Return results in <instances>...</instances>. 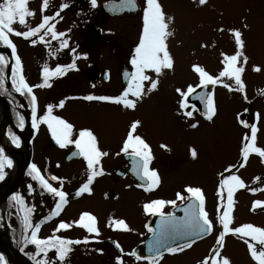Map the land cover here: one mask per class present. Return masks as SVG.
Wrapping results in <instances>:
<instances>
[{
  "label": "rangeland",
  "instance_id": "rangeland-1",
  "mask_svg": "<svg viewBox=\"0 0 264 264\" xmlns=\"http://www.w3.org/2000/svg\"><path fill=\"white\" fill-rule=\"evenodd\" d=\"M40 3L41 0H29L27 7L34 12V15L26 17L28 27H37L39 15L42 14ZM179 9L182 10L180 16L172 11L165 16V22L168 24L167 31L170 33L165 43L175 61L174 67L162 70L159 76L153 70H146V75L150 77V80H158V86L155 90L148 91L150 80H146L143 84L144 94L132 111L112 101L84 99H82L84 103L72 101L74 89L82 93L90 89L84 80L86 77H78L77 87L76 83L71 82L74 74L52 76L48 81L50 86L44 85L42 71L45 64L54 71L56 64L64 59L67 49L72 47L73 52L86 51L90 48L89 41L97 42L94 40L96 34L88 38L89 41L83 37L86 27L80 18H76L73 14L75 12H71L72 15L67 18L63 30L60 31L65 33L63 38L68 40L64 48H60L59 40L52 39L51 34L45 36V41L48 43L40 41L38 34L28 39L23 37L15 39L27 67V76L32 82L44 85L38 90L40 117L46 115L47 105L52 104V115L59 116L73 125L70 140L75 141L80 130L90 129L97 138L100 151L107 153L99 160V168L104 174L94 178L90 185L92 189L90 193L85 192L77 196L76 192L87 180V162L82 159L66 164L64 152L69 151L75 144L66 143L64 150L53 146L51 144L54 137L52 129L46 122H41L39 119L40 133L33 144L34 159L42 169L51 171L60 178L71 194L61 216L42 229L46 237L56 234L61 221L72 223L79 220L83 212L89 210L96 218L98 232L107 227L109 230L116 227L125 233V238L133 244H128L124 248L121 261L123 264H135L131 256L132 248L148 233V217L151 213L145 211L146 203L156 200L158 196L164 198L165 201H177V193L182 187L198 186L203 189L206 196L208 218L217 223V218L222 212L221 204L227 193L226 188H220L221 180L226 178L228 164L238 163L245 143L244 137L246 134L249 136L247 123L254 118H258L255 120L258 126L255 144L261 147L264 145V0H206L203 5L199 3V0H185L183 7L180 6ZM84 15L85 12L81 11L83 21ZM99 21L94 16H91L89 21L86 20L89 31L85 36L93 34L95 28L97 32V28L100 27ZM13 27L17 31L28 30L27 27L16 22ZM235 30L241 33V39L244 42L242 48L236 44ZM117 33L119 35V32ZM118 35H115L114 41L124 46L123 54H126L130 35L128 37L123 34L120 37ZM172 38L180 40L175 47L172 44ZM31 39H36L37 43L31 44ZM107 43L108 41L106 44H99V54L89 56L88 59L82 60L81 64L84 67L87 61L92 60L101 67L110 66L115 77L110 84L101 89L112 90L119 86L121 69L113 50L115 44ZM96 47L97 45L94 44L92 48L96 49ZM238 51L240 56L237 58L236 66L244 69L241 73L245 86L242 91L238 90L233 78L219 77V73L226 67L224 56L235 55ZM68 59L65 62H68ZM193 65H199L210 75L219 77V82L216 84H208L216 88V114L209 121L193 118V115L190 119L184 114L182 120L179 117L180 112L184 111L181 104L185 97H182L177 89L187 92L190 85L194 90L201 86L200 74L194 71ZM254 66H258L260 70L254 71ZM10 75V69L6 68L5 78L7 81L9 79L13 87ZM258 94H261L260 97L263 99L259 98ZM4 95L9 97L12 117L17 111L27 114L23 101L17 100L11 93ZM107 96L113 97V95ZM61 100L65 101L62 107L59 106ZM3 108L5 112V107ZM13 120H15L14 117ZM134 120L141 121L135 134L140 135L149 144L153 157L151 166L159 172L160 176V185L152 192L151 198H146L145 201L140 198L142 194L138 193L139 190L130 191V188L122 190L124 181L116 180L117 178L111 175L115 165L118 164L116 163L118 153L127 137L128 126ZM193 124L197 126L192 127ZM6 134V136L3 135L0 117V141L7 150L6 155L12 159L14 165L17 157L10 153V150H20L22 145L20 143L16 146L12 143L9 127ZM193 149L196 151L195 157L191 154ZM21 152H25L24 148ZM258 164L259 158L251 155L249 163L239 173V177L250 182L252 179L250 171ZM8 170L9 168L6 167L5 178ZM221 170L224 175L220 173ZM5 178L0 180V184ZM24 182L26 184L21 186L20 194L26 205L32 209L28 215L32 224H35L36 220L42 219V208L48 207L49 203L46 202V197L44 198L45 204L41 201L43 195L39 192L38 183L32 176L28 174ZM29 185H31V190ZM258 197L260 194L257 191L253 192L248 188L234 190L230 229L244 224L263 228L264 214L253 210V203ZM167 205L165 204L163 209ZM15 206V202L10 198L7 206L0 210V231L8 234L12 240H14L13 233L16 239H19L24 236V231L26 232L23 223L24 212ZM120 219L126 222L127 229L115 225V220ZM74 229L75 224L67 230L74 231ZM218 235L219 232L216 229L213 235L193 243L190 248H185L182 252L175 254H166L162 264L202 262L215 248ZM127 239L124 240L128 242ZM252 239L241 233L229 231L225 235L220 257L216 259L228 257L230 264H259L252 257L247 246L248 241ZM24 252L33 259L36 247L25 246ZM65 263L95 264L87 257L79 256V252H75V255H72Z\"/></svg>",
  "mask_w": 264,
  "mask_h": 264
},
{
  "label": "snow or ice",
  "instance_id": "snow-or-ice-1",
  "mask_svg": "<svg viewBox=\"0 0 264 264\" xmlns=\"http://www.w3.org/2000/svg\"><path fill=\"white\" fill-rule=\"evenodd\" d=\"M146 7L143 10V36L139 40L138 45L135 47V54L131 57V64L134 66V72L132 73V82L129 88L125 89L121 95L112 97V96H93L87 95L84 96L83 99L92 101H112L117 104H122L126 108L135 109L137 106V100L142 98L144 94V89L142 86V82L146 80H150V77L146 75V70H153L157 76L164 69H172L174 67L173 57L170 55L169 51L166 47V38L170 33L166 31L168 28V24L165 22V14L162 11V6L158 3V0H145ZM29 0H2L0 2V43L11 48V56L14 58L15 65L12 67V85L17 92H21L24 94H31V101L33 106V127L37 126V118L35 116L36 112V96L32 94V89L34 86H30L25 77L22 74V62L20 57L16 53V46L13 41L9 38L10 34H14L16 36L23 37L28 39L30 37L36 36L41 30L46 28L43 35L39 36L40 41L44 43H48L45 41V36L49 33L51 34L52 39L59 40L60 48H64L68 44V40L65 37V33L57 32L54 28V25H49V21L54 19V16L44 15L42 17V23H40L37 27H28L26 23V17L33 16L34 12L30 11L27 7ZM43 7L49 6L50 0H42ZM90 3L93 7L97 5V0H90ZM201 5L206 3V0H199ZM120 5L122 7H136V0H120ZM67 4H62L61 9L67 7ZM42 7V11H43ZM58 15V13L56 14ZM171 19V18H169ZM14 22L19 23L21 26H25L28 28L26 31H16L13 28ZM236 44L238 47H243V40L241 39V33L239 30L234 31ZM31 44L35 45L37 43L36 39H31ZM74 51V50H73ZM86 55V54H85ZM240 56V52L238 51L235 55H225L224 63L226 67L223 71L219 73V77H229L235 80V84L238 90L244 89V84L241 79V73L244 71L242 67H237L236 62L237 58ZM244 60H247V57H244ZM9 58L5 55L0 54V89L4 88L5 84V73L4 69L8 66ZM75 63L61 66L58 65L55 70H51L47 64L43 66V80L44 85H48V81L52 76H62L64 75V71L66 68H75ZM194 71L200 74V85L207 86L208 84H216L219 82V77H214L210 75L203 67L199 65H193ZM254 71H259L258 66H254ZM44 85H36V87L44 86ZM50 86V85H48ZM158 86V80H150V87L148 91L155 90ZM228 87V85H224ZM194 91L193 87L190 85L188 87L187 92H183L180 89H177V92L181 94L182 97H187ZM134 97V99H130L129 96ZM205 99L206 102V112L205 116L208 120H212L213 116L216 114L215 104L212 100L211 96H208ZM65 103L64 100H61L59 106H63ZM186 100L182 102L181 107H186ZM53 105H47V113L45 116L40 117L41 122H46L50 129H52V134L56 138V142L60 147H65L66 143H74L76 148L79 149L80 154L87 161V169L88 175L85 183L81 185V187L76 192V195L79 196L82 193H90L91 187L90 185L93 183L95 177L103 175V170L99 168V160L101 156H106V152H101L97 145V138L94 135L93 131L90 129H82L79 131V136L75 141L70 140V135L73 129V125L66 120L62 119L59 116L52 115ZM187 116L191 117L192 112L189 111L186 113ZM244 123L243 121H241ZM141 124V121L136 120L133 121L130 125V130L127 133V137L123 142V147L121 151L127 153L130 156L136 158L134 162V171L140 176L141 179L146 180L148 189H151L153 186L159 183V177L156 170L150 169L149 164L153 159L150 151L149 144L140 136L136 135L137 127ZM20 127L24 126V120L21 117L20 119ZM192 127H196V124L191 125ZM251 128V136L249 137L247 134L244 139L249 141L245 143L242 148V156L246 161L250 151H254L259 153L261 157H264V149L255 147L256 133L257 129L255 126H250ZM12 143L16 146L20 144V138L15 134H11ZM162 147H166L163 146ZM131 149V151H129ZM192 156H196V151L192 150ZM13 161L10 157H8L4 149L0 147V180L5 178V168L12 167ZM243 165H241L242 167ZM232 167L226 171H230ZM30 176L34 180H38L41 187L44 188L47 192L53 194L55 197H58V202L55 203V208L52 210L51 215H57L62 205L67 203V193L62 190V188L54 187L48 180L41 174L36 164H31L29 166ZM51 179L53 181L59 180L60 178L56 176H52ZM258 179V178H254ZM142 186V185H138ZM244 182L237 175H229L226 178L221 180L220 188L227 190V202L225 205L224 213L219 217V222L223 226V230L220 231L217 239H216V248L213 257L211 258V264H230V259L228 257H221L219 260L216 257H220V249L224 247V238L225 234L229 231L234 233H241L246 237L253 238L255 243L260 245L259 250L257 247H254L253 243H249L248 247L252 257L259 262V264H264V228H260L254 226L252 224H244L240 227H236L234 229H230L229 224L231 221L230 213L232 211L233 205V192L239 187H243ZM31 190V185H29ZM189 196L187 197L188 203L184 208L185 215L182 218L177 219L172 213H163L161 208L165 204L175 205L176 200H154L150 203H146L144 205V209L146 212H150L152 214L160 213L161 220L158 226V229L149 228V231H152L155 235V239L150 245V248L154 250V255L146 257L145 259H149L152 261V264H157V257L162 256L161 249L166 250L168 253L175 254L177 252H182L185 248H190L193 243H195L194 239H188L183 245L181 244H168L167 241L169 239H173L176 236H195L200 237L204 234L210 233L212 231V221L208 218V213L205 211V198L202 193V190L199 187H187L186 189ZM251 191L255 192L256 189L253 188ZM12 201L15 202V205L24 212L23 215V223L26 228L33 229L31 231V239L29 240L27 237L25 238L26 243H31L35 245L37 251L33 254V259L36 260V264H52V262L47 258V252L49 250L54 249L56 251V258L59 264H63L67 255L70 253L71 245L80 244L82 242L87 243L88 238L85 237L84 241L81 240H71L67 238L61 237H48L46 239H40L37 236V231L40 227L39 224H36L33 228V224L30 221L28 213L32 211L29 208L23 196L20 193H14L11 197ZM177 199L184 201L186 197L181 193H177ZM264 205L262 201H254L253 210L257 206ZM96 218L90 213H82L79 221H74L72 223H66L61 221L58 225V229H70L73 227V224H77L79 226L84 227L89 233H97L98 229L96 227ZM115 225L117 227H123L127 229L128 226L126 222L122 219L115 220ZM158 233V234H157ZM119 247V245H117ZM101 251L102 250H98ZM41 254L44 255V258L37 259V256ZM135 255V253H132ZM138 260L141 257H136ZM120 260V258H117ZM0 264H5V260L3 254H0ZM122 264V261H121ZM200 264H208V259L206 258L204 261L200 262Z\"/></svg>",
  "mask_w": 264,
  "mask_h": 264
},
{
  "label": "flooded vegetation",
  "instance_id": "flooded-vegetation-1",
  "mask_svg": "<svg viewBox=\"0 0 264 264\" xmlns=\"http://www.w3.org/2000/svg\"><path fill=\"white\" fill-rule=\"evenodd\" d=\"M184 2H185V0H158V3L162 6V11L165 14V16L170 11H172L177 16H180L182 14V12H181L182 10H180L179 7L180 6L183 7ZM106 3L113 4V9H110V11H109V9H107L105 6ZM62 4H67L68 6L61 9ZM40 6H41V8L43 7L42 0L40 3ZM145 7H146L145 0H136V7L135 8L122 7L120 5V0H97V5L95 7H93L91 5L90 0H50L49 6L43 7L42 14L39 15L37 26L40 23H42V17L44 15L54 16V19L52 21H49V25H54L55 30L57 32H60L63 30V28L66 24L67 18H70V15H72L71 12H75L73 14H75L76 18H80V20L83 22V24L86 27V31L83 33V37H85L86 40H88V38H90L92 35L96 34V37L94 40H97V42H96L97 44L94 41L91 43L88 40L89 44H90V48L86 51L80 50V51L73 52V48L70 47L69 49H67L65 51L64 59L62 61L58 62V64H56V67H57L58 65L65 66V65L75 63L76 67L75 68H66L64 71V75L70 76L71 74H74V75H72V76H74V79H72L71 82L76 83V87H77V85H78L77 83L79 81L78 77H80V76L86 77V79H84V80H86L87 85L90 89L85 93L84 92L83 93L77 92L76 89H74L73 90V93H74L73 98L74 99L72 101H81L84 103L85 99L83 101H82V99L84 96H87V95H93V96L113 95V97H116V96L121 95L125 89L129 88V86L132 82V73L134 72V66L131 64L130 61H131L132 55L135 54V47L138 45L139 40L143 36V10ZM81 11L85 12L84 21L81 17ZM57 13H58V15H56ZM91 16L97 17L98 21L100 20L99 21L100 27L98 26L99 28H97V32H96V28H95V30L93 31V34H87L85 36V34L89 31V28L86 24V20L89 21ZM108 24H109V26H108ZM47 27H48V25H46V28L44 30H41V32L38 33L37 37H39L40 35H43V33L47 29ZM166 31H167V29H166ZM117 32H119V35ZM98 33H99L100 37H99V35H97ZM122 34L125 37H128L130 35V37H129L130 39L128 41L129 46H128V49L126 50L127 51L126 54H123L125 52L124 46H121V44H119L118 41L117 42L114 41L115 35H118V37H120V36H122ZM106 41H108V43L115 44V45H113V50L115 51L114 53L116 55H118V56L115 55V57L119 61L120 69H121L120 75H119V80H118L119 86L112 89V90L101 89V88L105 87L106 85L110 84L115 77V74H114V72L110 66L101 67V66H99V64H97L96 62H94L92 60L87 61L84 64V67L81 64V61L84 59L85 60L88 59L89 56L99 54L98 45L99 44H106ZM171 41H172V44L174 47L177 46L180 42L179 39H173V38ZM94 44L97 45L96 49L92 48ZM18 55L21 57V60H22L23 66H24L25 76L27 77L29 83L32 86H34L33 93L35 94V96L37 97V100L39 102L40 97L38 95V90L41 89L43 86L36 87V85H43V84L42 83L40 84L39 82L38 83L32 82L30 80V78L27 76V67L25 66V63L23 61V57H22V54L20 53L19 47H18ZM67 58H69L67 60L68 62H65V60ZM174 64H175V61H174ZM145 82L146 81L142 82V86ZM100 90H103V91H100ZM213 93L215 95V89L213 90ZM129 98L134 99V97H132L131 95L129 96ZM140 99H138V100H140ZM185 100H186V103H188V104L186 107H184V111L180 112V114H179V117L181 118V120L183 118V114L185 115L186 118L190 119V117L187 116L186 113L191 111L193 118H200V119L202 118L205 121H209L205 116H203V114H201V110H200L199 106H197L194 102L192 103L188 100V96L186 98H184V101ZM113 103H115V102H113ZM115 104H117V103H115ZM117 105L123 107L124 109H126L128 111L134 110V109L126 108L122 104H117ZM40 111H41V109H40ZM40 115L41 114H37L38 127H37L36 138L39 136V133H40V123H39ZM14 116H15V120H16L17 114H14ZM24 116H25V114H24ZM257 119L258 118H254L249 123H247V125L249 126V137L251 136L250 126H255L256 129L258 130L257 123L255 122V120H257ZM132 122H130V125ZM130 125L128 126L129 130H130ZM192 129L194 130V128H192ZM36 138H35V140H36ZM248 142L249 141L245 140V143H248ZM51 144L58 149L64 150V147L58 146L57 144L52 142V140H51ZM74 147H76V146H73L72 148H74ZM255 147L264 149V145H262V147H261L258 144H255ZM72 148H70V150ZM121 149L122 148H120V150H119L118 158H117V162H116L118 164L115 165L114 169L111 172V175L113 174L117 178L116 180H123L124 181V185L122 187V190H126V189L130 188V191H133L136 189V190L140 191L138 193L142 194L140 197L142 200L145 201L146 198L150 199L152 192H154L158 188V186L160 185L159 172L156 170L158 173V177H159V183L157 185L153 186L151 189H148V185L146 183H141L136 176L137 173L133 170L134 169V162H135L136 158L128 155L127 153H125L123 151H121ZM129 151H131V149H129ZM68 152L69 151L64 152L65 153L64 154V160H65V156ZM251 155H256L259 158V164L251 169L250 176L252 177V179L250 182L246 181V179L243 180L242 178H240L244 182V186L239 187V188H242V189L248 188L250 190L255 188L256 191L260 194V197H258L256 199V201L259 200V201L264 202V157H261L259 155V153L254 152V151H250L249 156H248L247 160L245 161L243 156H242V151H241V157H240L238 163L235 165H234V163H229L227 166V169H229L230 166H235V167H232L230 171H227L225 173V176L226 177L229 175L239 176V173L249 163ZM82 159L85 162H87L82 155H79L77 158H74L68 162L65 161V163L66 164H72L75 160H82ZM151 165L152 164L150 161L149 167H150V169H153V167ZM241 165H243V166L241 167ZM220 173H223L222 170ZM223 175H224V173H223ZM254 178H258V179H254ZM141 180H143V179H141ZM142 182H144V181H142ZM54 185L57 188H62L63 190H65L64 192L67 193L66 199H67V204H68L71 194H70V191L66 188V186H64L63 181L60 180L57 183H54ZM138 185H142V186H138ZM190 186L191 187H198V186H193V185H186L179 190V193L184 195L186 197V199L189 196L186 189H187V187H190ZM200 189L202 190V193L206 199V196H205L203 189L202 188H200ZM41 197H42L41 201L43 202V204H45L44 198L46 197V202L49 203V206L42 208L43 217H42V219L38 220L39 222L42 220H46L47 218H50L52 216L51 212L55 208V203L58 202V197H55L51 193L48 196H41ZM186 199L184 201L177 200L175 205L184 203L186 201ZM156 200H165V199L162 198L161 196H158V197H156ZM226 202H227V193H226L225 199L222 201V204H221L222 212L219 214V216L217 218L218 222L217 223L212 222L213 232L211 235H213L215 233L216 229L218 230L219 233H220V231L223 230V226L219 222V217L225 211ZM46 205H48V204H46ZM175 205L168 204L165 209H163V207H162L161 211L165 214L172 213ZM206 207H207V201L205 203V211L207 212ZM63 208L60 210V212L57 215L52 216L53 218L51 221L58 219L61 216ZM255 210L257 212H261L264 214V205L257 206L255 208ZM85 212L92 214L91 212H89V210H86ZM85 212H83V213H85ZM157 213H159V212H157ZM153 215H155V214L151 213V214H149V217H148L149 220H148V224H147V232H148L147 236L152 232V231H149V228H152L150 226V219ZM51 221L41 225V230H40L38 238H40V239L48 238L45 235H43L42 229L46 225L50 224ZM77 221H79V220H77ZM263 228H264V224H263ZM227 234L228 233H226L225 235H227ZM50 236L67 238V239H71L73 241H75V240L84 241L85 237L88 238L87 243L82 242L80 244L71 245L72 250L67 255L63 264H67L65 262H68L69 259L71 258V256L75 255V252H79V256H81L83 258L87 257V259H89L91 262H94L95 264H121V258H122V253L124 251V248H126V246H128V244H133L127 238H125V233H123L122 230L120 231L116 227H114L110 230H109V227H107L106 229L99 231L97 234V233H89L84 227L75 224L74 231L57 229L56 234L50 235ZM145 238L139 240L138 243L144 241ZM124 239H127L128 242L125 241ZM249 243H253L254 247H257V249L259 250L260 245L258 243H255L253 241V239L249 240L248 244ZM117 245H119V247H117ZM215 248H216V245H215ZM215 248L213 249V251H215ZM98 250H102V252L98 251ZM36 251H37V249H36ZM166 254H170V253L167 252V253L163 254L162 256H159L156 258L157 264L163 263V260L165 258L164 256ZM131 256L134 259L135 264H152V261L149 259H139L138 260L135 256L132 255V253H131ZM118 257L120 258V260L117 259ZM36 258L42 259V258H44V255L41 254L40 256H37ZM47 258L52 262V264H59V262L56 258V251L54 249L49 250L47 252ZM211 258L208 261V264H211ZM122 264H123V262H122ZM197 264H200V262L197 261Z\"/></svg>",
  "mask_w": 264,
  "mask_h": 264
},
{
  "label": "water",
  "instance_id": "water-1",
  "mask_svg": "<svg viewBox=\"0 0 264 264\" xmlns=\"http://www.w3.org/2000/svg\"><path fill=\"white\" fill-rule=\"evenodd\" d=\"M196 97H200L199 99ZM206 98V88H201L200 90H198L197 92L193 93L191 95V100H195L198 105L201 107L202 112L205 114L206 112V102L205 99ZM0 102L3 103V105L6 108V114H7V119H8V123L12 126L13 130L15 131V133L22 139L23 143H24V147H25V159L20 167L19 173L16 177V179L10 184V186L7 188V190L0 194V203L5 202L8 200L9 196L15 192H17L24 180L25 177V173L26 170L29 167V164L31 162L32 159V154H33V148H32V132L29 129L30 126V122L28 125V129L27 131L21 132L17 127H15V125L13 124L12 121V117H11V111H10V104L8 101V98L4 95H0ZM31 118H29L30 120ZM76 151H72L67 157V160L72 159L73 157H76ZM137 178L139 180L140 177L136 174ZM189 201H187L184 205H181L179 207H177L175 210L179 213H175L173 214L177 219L182 218L185 213H184V208L186 207L187 203ZM160 220H161V216L157 215L155 217L152 218L151 220V225L154 227V229H158V226L160 224ZM158 234V233H157ZM207 234H204L200 237H195V236H176L173 239H169L167 241L168 244H182L185 243L188 239H198L201 237H204ZM155 239V235L154 233L143 243L139 244L137 247L134 248L133 253H135V256H139L141 258H145V257H149V256H153L154 250H152L150 248V245H152L153 241ZM8 247V251L5 249V247ZM0 251L3 252L7 259L12 263V264H33V262L26 256L24 255L21 250H19L18 248H16L14 246V244L12 243L11 240L7 239V240H3L2 237L0 236ZM162 253L165 252L166 250L161 249Z\"/></svg>",
  "mask_w": 264,
  "mask_h": 264
},
{
  "label": "bare ground",
  "instance_id": "bare-ground-1",
  "mask_svg": "<svg viewBox=\"0 0 264 264\" xmlns=\"http://www.w3.org/2000/svg\"><path fill=\"white\" fill-rule=\"evenodd\" d=\"M4 105L3 103L0 102V114H1V120H2V129H3V135L6 136L7 134V128H6V119H5V112H4ZM38 114H40V108H39V112ZM21 150H23V147L20 148V150L16 149L14 151L10 150V153H12L13 155H15L17 157V162L12 165L11 168H9L8 170V175L5 178V180L0 184V194L4 193L7 188L10 186V184L13 182V180L16 178L20 166L22 165L23 161H24V153L21 152ZM23 153V154H22ZM6 204L0 203V210L5 208ZM0 236L2 237L3 240H7L8 239V235L6 233H1L0 231ZM5 249L8 251V247L4 246Z\"/></svg>",
  "mask_w": 264,
  "mask_h": 264
},
{
  "label": "trees",
  "instance_id": "trees-1",
  "mask_svg": "<svg viewBox=\"0 0 264 264\" xmlns=\"http://www.w3.org/2000/svg\"><path fill=\"white\" fill-rule=\"evenodd\" d=\"M0 46H2V43H0ZM1 54V53H0ZM3 55V54H2ZM4 72H5V69H4ZM8 92V88L6 86V83L4 84V88L3 89H0V94H6ZM1 147V145H0ZM15 245L20 248L21 250L24 251V248H25V244L24 242H22V240L20 239H15ZM1 254V253H0Z\"/></svg>",
  "mask_w": 264,
  "mask_h": 264
}]
</instances>
